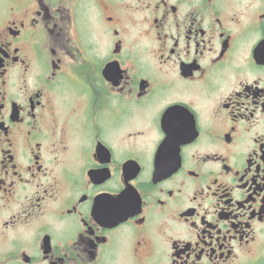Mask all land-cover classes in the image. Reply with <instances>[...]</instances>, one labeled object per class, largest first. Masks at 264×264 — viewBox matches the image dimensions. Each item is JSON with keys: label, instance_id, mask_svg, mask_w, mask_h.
<instances>
[{"label": "flooded vegetation", "instance_id": "af4514ba", "mask_svg": "<svg viewBox=\"0 0 264 264\" xmlns=\"http://www.w3.org/2000/svg\"><path fill=\"white\" fill-rule=\"evenodd\" d=\"M263 242L264 0H0V264Z\"/></svg>", "mask_w": 264, "mask_h": 264}, {"label": "rangeland", "instance_id": "374dc122", "mask_svg": "<svg viewBox=\"0 0 264 264\" xmlns=\"http://www.w3.org/2000/svg\"><path fill=\"white\" fill-rule=\"evenodd\" d=\"M241 264H264V242L256 252L253 253L252 257Z\"/></svg>", "mask_w": 264, "mask_h": 264}]
</instances>
